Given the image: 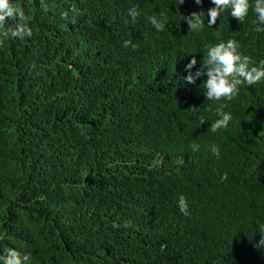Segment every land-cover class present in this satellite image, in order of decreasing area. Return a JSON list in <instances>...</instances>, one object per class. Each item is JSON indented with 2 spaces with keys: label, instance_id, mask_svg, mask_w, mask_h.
Wrapping results in <instances>:
<instances>
[{
  "label": "trees",
  "instance_id": "obj_1",
  "mask_svg": "<svg viewBox=\"0 0 264 264\" xmlns=\"http://www.w3.org/2000/svg\"><path fill=\"white\" fill-rule=\"evenodd\" d=\"M12 2L33 35L0 46V254L16 249L31 264H264V81L212 101L206 76L182 79L193 56L195 72L229 39L259 66L264 32L252 9L243 23L225 9L209 27L211 0ZM191 12L204 20L199 32L183 20ZM161 13L168 22L157 31L148 18ZM221 104L232 119L213 133Z\"/></svg>",
  "mask_w": 264,
  "mask_h": 264
},
{
  "label": "clouds",
  "instance_id": "obj_2",
  "mask_svg": "<svg viewBox=\"0 0 264 264\" xmlns=\"http://www.w3.org/2000/svg\"><path fill=\"white\" fill-rule=\"evenodd\" d=\"M199 5L202 0H194ZM213 7L207 10V25L213 27L216 24L223 10L229 9L231 17L238 22L243 23L248 16L249 9L255 13L253 24L256 25V32H264V0H254L250 4L249 0H211ZM184 0H177V6L183 4ZM73 11H75L73 9ZM128 14L132 21L139 16L138 6H133L128 10ZM62 18L68 19V13H62ZM150 24L157 30L163 31L168 22V18L161 13L159 17L150 16ZM184 21L188 25V29L193 32H199L204 27V20L200 18V13L191 12L184 16ZM12 23H9V22ZM74 22V20L72 21ZM33 35L30 27V21L26 16L23 8L18 4H14L12 0H0V46L5 43V38L9 39H25ZM132 42L124 41V47H128ZM135 48V45H132ZM240 45L234 39L227 42H220L211 46L207 50V55L199 68L195 72L191 70L197 64L195 56L185 65L187 75L182 79L188 84H194L200 77L206 76L205 81V98L212 101L232 100L238 94V86L245 84L248 86L264 81V60L260 61L259 66H254V61L247 55L241 54L238 49ZM226 104H221L216 109L219 117L211 124V131L217 132L222 128H227L232 116L223 109ZM205 121L201 118L200 123ZM193 151L199 150L198 144H193ZM210 150L214 155L219 156V148L211 145ZM222 180L227 179V173L221 177ZM178 208L183 215H190L188 201L181 195L177 201ZM113 227H118L115 223ZM2 239V237H0ZM264 247V238H260L257 245ZM166 245H161V252ZM0 264H31L29 254H21L16 249H8L5 253L0 254Z\"/></svg>",
  "mask_w": 264,
  "mask_h": 264
}]
</instances>
